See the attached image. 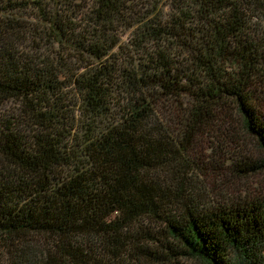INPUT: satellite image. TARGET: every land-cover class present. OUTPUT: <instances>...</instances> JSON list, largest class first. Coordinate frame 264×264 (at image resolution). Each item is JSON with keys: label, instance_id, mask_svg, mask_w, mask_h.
Instances as JSON below:
<instances>
[{"label": "trees", "instance_id": "1", "mask_svg": "<svg viewBox=\"0 0 264 264\" xmlns=\"http://www.w3.org/2000/svg\"><path fill=\"white\" fill-rule=\"evenodd\" d=\"M229 132L264 169V0H0V264H264V193L209 204L185 157Z\"/></svg>", "mask_w": 264, "mask_h": 264}, {"label": "rangeland", "instance_id": "2", "mask_svg": "<svg viewBox=\"0 0 264 264\" xmlns=\"http://www.w3.org/2000/svg\"><path fill=\"white\" fill-rule=\"evenodd\" d=\"M129 35L130 32L125 31L122 41L127 40ZM4 107L7 109L12 108L13 104L9 102ZM161 109L163 111L160 116L164 117L163 120L171 126L172 130L177 131V125L174 121L181 122V113H170L171 110L166 111L165 107H160ZM78 115L79 112L76 111L74 114L76 122L79 121ZM76 124L78 127L80 126L79 122ZM237 135L235 136L232 132H229L215 139L213 136L203 133V135L193 139V143L185 153V157L188 161H191V165L198 167L194 173L197 174L194 185L195 192L201 193L209 204H216L226 198L253 197L264 193V169L247 177L235 176L230 171L229 165L232 163L227 160L229 157L235 158L239 155L253 159L262 157L259 155L254 141L249 136L243 134V132L237 133ZM173 136H177V132L173 133ZM121 193L122 191L115 184L107 185L98 202L91 208L90 214L85 219V224L94 230L104 231L108 229L115 216V205ZM135 227L153 230L157 229L159 224L155 219L146 216L142 217Z\"/></svg>", "mask_w": 264, "mask_h": 264}]
</instances>
